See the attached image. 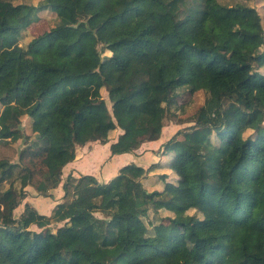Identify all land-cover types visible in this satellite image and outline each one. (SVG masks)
Returning <instances> with one entry per match:
<instances>
[{
    "label": "trees",
    "instance_id": "trees-1",
    "mask_svg": "<svg viewBox=\"0 0 264 264\" xmlns=\"http://www.w3.org/2000/svg\"><path fill=\"white\" fill-rule=\"evenodd\" d=\"M253 1L0 0V145L23 140L25 115L36 137L0 158V264H264V25ZM43 10L53 26L20 44ZM200 90L195 123L164 144L168 159L127 164L107 183L71 173L50 216L26 203L16 217L27 186L52 195L77 146L119 129L112 154L133 152L161 137L174 99ZM163 164L178 179L148 190L141 179ZM155 209L173 214L165 231L162 217L147 222ZM52 222L63 224L32 229Z\"/></svg>",
    "mask_w": 264,
    "mask_h": 264
},
{
    "label": "rangeland",
    "instance_id": "rangeland-1",
    "mask_svg": "<svg viewBox=\"0 0 264 264\" xmlns=\"http://www.w3.org/2000/svg\"><path fill=\"white\" fill-rule=\"evenodd\" d=\"M31 2L34 4H38L41 0H14L15 3L20 2ZM253 5L256 6L257 9H259V12L262 15V22L264 25V0H255L252 2ZM56 13L50 10H43L39 13V19L34 21L30 26H28L24 30V34L20 39V44L27 45L28 42L36 35L43 33L44 31L48 30L51 26H53L54 21L56 20ZM100 48L103 50V56H109L111 55V51L106 49L103 45H100ZM261 73L259 74L260 77L264 76V67L260 68ZM263 75V76H262ZM103 98L106 99L109 107H111V102L108 97V91L106 88H102L101 90ZM62 94V92L60 93ZM206 97V93L203 90L197 91L195 93L190 92H184L181 93L176 100L174 99L172 103L170 104L169 113L167 118L164 122V127L162 131V135L159 139L153 140V141H147L151 142L150 146H145L142 150H138L137 154H132V159L128 161L130 164L132 161H135L136 164L143 166L145 168H149L152 165H155V163H162V161H165L168 159L164 156L165 153V147L164 144L171 138L175 137L178 132L179 134L177 136L178 139L183 138L182 132L185 131L190 125H193L195 122L193 120V115L196 113L198 107L204 103ZM264 124V122H263ZM22 125L25 132V137L23 140H19L17 142H10L5 145H0V158L1 157H9L10 160H16L19 156V151L21 148L25 147L32 141L36 139L35 134L32 132L31 128V119L29 116L25 115L22 117ZM122 130H116L112 133L114 136L111 138L112 140L116 139L121 133ZM111 140V141H112ZM145 143V142H144ZM95 142L90 141L85 146L82 147V151H84V154L82 155L83 159H87V154L89 156L94 155V149ZM203 147L201 145L195 146L193 149L194 153L198 155L199 157L203 158L202 155ZM93 151V152H92ZM86 154V155H85ZM109 156L107 159L104 160L103 165L96 171L95 173H90L89 175L94 176L98 181L107 183L113 178L107 179V174L105 173L106 163L108 162ZM74 171L67 170V172H63V181L60 183L61 185V192L57 195V199H55L56 203H60L64 201L65 197V190L63 188V184L65 182V178L67 175L73 173ZM119 173V172H118ZM81 174H84L83 172L76 171V173H73L76 177H79ZM163 175H166L165 178H163ZM178 179V176L175 172H173L169 167L166 165H160V167L154 168L152 171H149L144 178L141 179L143 185L148 190H162L165 186V180L168 181H176ZM55 190V189H54ZM53 191V189L51 190ZM22 204V201L20 205ZM56 204V205H57ZM19 205V206H20ZM55 205V207H56ZM18 206V207H19ZM17 207V208H18ZM17 208L15 209V215L18 216ZM19 211V210H18ZM52 214V212H51ZM50 214V215H51ZM45 215V214H43ZM47 215V216H50ZM168 215H173L171 211L169 210H151L149 218L147 219L148 223H156L157 221L164 219L162 222L163 231L167 228L169 221L167 220ZM63 222H52L47 224L46 226L42 228H38L36 225L32 226L33 230H36L38 232L45 231L47 229H50L52 231L56 230L57 227L61 226ZM175 235H183V230H172ZM187 241L189 242L190 237L189 235L186 236Z\"/></svg>",
    "mask_w": 264,
    "mask_h": 264
},
{
    "label": "crops",
    "instance_id": "crops-1",
    "mask_svg": "<svg viewBox=\"0 0 264 264\" xmlns=\"http://www.w3.org/2000/svg\"><path fill=\"white\" fill-rule=\"evenodd\" d=\"M113 141L114 140L105 144L94 141V155L89 156V154H87V159L82 158V155L84 154V151H82L83 146H77L76 158L63 168V172L72 170L74 171L73 173H76L78 170L84 174L95 173L103 165L104 160L110 156L111 159L109 158L108 162L106 163L107 168L105 169V173L107 174V179L114 178L123 166L129 164L128 161L133 160L132 154L136 155L138 150H142L145 146H150V144H152L151 142H145L133 152L112 154L110 146ZM131 163H135V161H132ZM61 188V185H59L57 188H55V190L53 189V191H51V196L44 197L38 194L31 186H27V196L22 200V204L17 208V212L19 213L18 216L16 215V217H20L22 215L26 203H30L41 214L50 215L57 204L55 199H57V195L60 194ZM1 211L2 206L0 205V213Z\"/></svg>",
    "mask_w": 264,
    "mask_h": 264
}]
</instances>
